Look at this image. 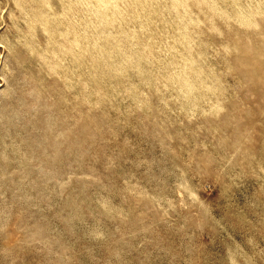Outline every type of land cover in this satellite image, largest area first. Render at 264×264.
Wrapping results in <instances>:
<instances>
[{
  "label": "rangeland",
  "instance_id": "374dc122",
  "mask_svg": "<svg viewBox=\"0 0 264 264\" xmlns=\"http://www.w3.org/2000/svg\"><path fill=\"white\" fill-rule=\"evenodd\" d=\"M19 1L0 0V264H264V22L261 28L248 23L259 0H216L220 16H211L204 0H188L189 10L164 8L148 27L130 20L145 41L155 40L147 60L123 37L120 14L108 25L116 47L83 25L88 12L79 0ZM176 14L201 72L193 62L191 80L183 79L190 90L167 75L168 62L185 61V46L166 45L177 36ZM77 33L83 47L66 55L59 43ZM94 36L105 51L85 49ZM237 36L252 37L254 51L262 52L258 63L247 52L245 65H236ZM51 53L56 66L49 72L42 57Z\"/></svg>",
  "mask_w": 264,
  "mask_h": 264
},
{
  "label": "bare ground",
  "instance_id": "6f19581e",
  "mask_svg": "<svg viewBox=\"0 0 264 264\" xmlns=\"http://www.w3.org/2000/svg\"><path fill=\"white\" fill-rule=\"evenodd\" d=\"M19 1V0H18ZM29 1V0H28ZM32 2H33V0H31ZM30 1V2H31ZM37 1V0H36ZM39 2H44V1H40V0H38ZM69 1V0H68ZM68 1H66V2H68ZM76 1V0H75ZM74 1V2H75ZM167 1V0H166ZM187 1L188 0H170V2L169 3H166L165 2V0H164V2H165V5L163 6V3L162 4H159L158 6H156V3L158 2H156L155 3V6H153L152 5V3H151V0H79V2H83L84 4H85V7H86V10H87V14L88 15H86V17H85V19H84V24L83 25H85L86 27H88V29H90V31L92 30V31H99L98 32V36H99V34L101 33V37H102V40L101 41H104L105 43H110V44H112V43H116V47H118L119 45H120V43L118 42V38H116V36L114 35L115 33L113 32V30H112V28H110L108 25L111 23V22H115L114 21V19L116 18V16H118L117 14H120V16H121V18H122V20H124V22L126 23V24H124L125 26L124 27H122L123 28V30L126 32V33H124L125 35H123V37L124 36H126V34H127V36H129V37H131L132 38V40H133V43L132 44H136L138 47H137V49H138V52L137 51H134L135 53L137 52V54L139 55V54H141L144 58L143 59H145L146 58V60L147 59H150L152 56H153V54H154V49H155V40H153V39H151V40H144L139 34H138V32H137V30H139V28L136 30L135 29V27H130L128 24L129 23H127V22H130V20H135V21H138L137 23L140 25V26H142L143 28H145L149 23H150V17H151V15L152 14H154V15H156L157 17H160V16H162L163 14H164V8H169L170 10H178L180 7H183L185 10H189V4L187 3ZM195 2H197V4L199 5V2L201 1V0H194ZM228 1V0H227ZM230 1V0H229ZM233 1V0H232ZM231 1V2H232ZM21 2H23V1H21ZM31 2V3H32ZM45 2H48V0H45ZM59 2H61V1H59ZM65 2V1H64ZM78 2V3H79ZM161 2V1H160ZM220 2H222V1H220ZM234 2V1H233ZM245 2V1H244ZM247 2V1H246ZM250 2V1H249ZM254 2H255V0H254ZM17 3V2H16ZM16 3H15V5H16ZM19 3H20V1H19ZM30 3V5H32ZM36 3V2H35ZM34 3V4H35ZM49 3V2H48ZM77 3V2H76ZM75 3V4H76ZM154 3V2H153ZM203 3L206 5H208L209 7H208V9L210 10V12H211V16L212 15H222L223 13H222V9H221V7H218L217 6V3H216V0H204L203 1ZM238 3V2H237ZM242 3V2H241ZM21 4V3H20ZM20 4H19V6H20ZM27 4V3H26ZM25 4V5H26ZM60 4V3H59ZM69 4V3H68ZM72 4V3H71ZM80 4V3H79ZM147 4H150V5H152V6H150V7H152L149 11H147ZM193 4V3H192ZM229 4V3H228ZM234 4V3H233ZM246 4V3H245ZM248 4V3H247ZM251 4V3H250ZM254 4V3H253ZM258 4V3H257ZM28 5V4H27ZM39 5V4H38ZM54 5V4H53ZM64 5V4H63ZM70 5V4H69ZM73 5V4H72ZM82 5V4H81ZM224 5V4H223ZM230 5H232V4H230ZM229 5V6H230ZM238 6H239V4H237ZM249 5V4H248ZM248 5H246V6H248ZM17 6V5H16ZM22 6H23V4H22ZM44 6H45V3H44ZM43 6V7H44ZM75 6V5H74ZM77 6V5H76ZM228 5H226L225 6V8L227 7ZM243 6V5H242ZM33 7H34V5H33ZM52 7H54V6H52ZM60 7V6H59ZM68 7V6H67ZM79 7V6H78ZM83 7V6H82ZM85 7H83V8H85ZM224 7V6H223ZM234 7V6H233ZM232 7V8H233ZM236 7V6H235ZM240 7V10H241V6H239ZM255 7H257V9H259L257 12H255L254 13V15H252V20L251 21H249L248 23H251L252 25L254 24L255 26H257L258 28H261L262 26H263V24H261V23H263L264 21H262L261 22V20H264V0H259V7L258 6H256L255 5ZM13 8V7H12ZM20 8V7H19ZM22 8L23 7H21L20 9L22 10ZM29 8V7H28ZM45 8V7H44ZM51 8V7H50ZM66 8V7H65ZM71 8V6L70 7H68L67 8V10H69ZM72 8H74L73 6H72ZM77 10H78V8L77 7H75ZM225 8H224V10H225ZM238 8V7H237ZM253 8V7H252ZM261 8H263L262 10H261ZM24 9V8H23ZM25 9H27V8H25ZM42 9V8H41ZM61 9V8H60ZM235 10H236V8H234ZM250 9V8H249ZM254 9V8H253ZM256 9V10H257ZM15 10V9H14ZM32 10V9H31ZM47 10V9H46ZM49 10H52V8L51 9H49ZM81 10V9H80ZM229 10V9H228ZM233 10V9H232ZM243 10V9H242ZM255 10V9H254ZM30 11V10H29ZM32 11H34V8H33V10ZM44 11V10H43ZM72 11V10H71ZM71 11H68V13L69 12H71ZM75 11V10H74ZM169 11V10H168ZM227 11V10H226ZM230 11H231V9H230ZM245 11V10H244ZM21 12V11H20ZM31 12V11H30ZM35 12V11H34ZM37 12V11H36ZM46 12L47 11H45V13L43 14L44 16H45V14H46ZM58 12H60V11H58ZM62 12H64L63 11V9H62ZM79 12V11H78ZM81 12V11H80ZM198 12V11H197ZM229 12V11H228ZM237 12H238V10H237ZM246 12V11H245ZM247 12H249V10L247 11ZM246 12V13H247ZM252 12V14H253V11H252V9H251V11L249 12V13H251ZM15 13V12H14ZM38 13H40V11L38 12ZM37 13V14H38ZM42 13V12H41ZM50 13V12H49ZM52 13V12H51ZM50 13V14H51ZM65 13H67V12H65ZM72 13V12H71ZM74 13V12H73ZM72 13V14H73ZM176 13V12H175ZM174 13V14H175ZM10 14H11V12H10ZM17 14V13H16ZM20 14V13H19ZM21 14H24V13H22L21 12ZM71 14V15H72ZM75 14H77V13H74V15ZM85 14L86 13H84V16H85ZM170 14H171V11H170ZM230 14V13H229ZM233 14H234V12H233ZM242 14V13H241ZM9 15V14H8ZM25 15V14H24ZM52 15H53V13H52ZM54 15H56L57 16V14H54ZM247 15V14H246ZM246 15H244V12H243V16H246ZM18 16V15H17ZM17 16H16V19H17ZM29 16H31V14L29 15ZM33 16H34V14H33ZM48 16V15H47ZM50 16V15H49ZM65 15H63V17H64ZM67 16V15H66ZM80 16V15H79ZM78 16V17H79ZM175 16H177V14L175 15ZM180 16L182 17V15L180 14ZM238 17L240 16V15H237ZM242 16V15H241ZM250 16V15H249ZM260 17L261 19L259 20V19H257V17ZM11 17V16H10ZM14 16H13V14H12V17L11 18H13ZM58 17H60V16H58ZM57 17V18H58ZM61 17H62V15H61ZM60 17V19H63V18H61ZM73 17V16H72ZM81 18L80 19H82V16H80ZM166 17V16H165ZM165 17H163L164 18V20H166L165 19ZM168 17V16H167ZM180 17V18H181ZM235 17V16H234ZM247 18H248V16H246ZM15 18V17H14ZM25 18V17H24ZM27 18V17H26ZM39 18H40V15H39ZM39 18H37L36 17V19H39ZM41 18H42V15H41ZM45 18V17H44ZM70 18V17H69ZM75 18H77V17H75ZM189 18V17H188ZM212 19H213V17H211ZM228 18V17H227ZM232 17H230V19H231ZM237 18V17H236ZM243 18V17H242ZM247 18H245L246 19V21H247ZM250 18V17H249ZM35 19V17L32 19L31 18V20L33 21ZM47 19V18H46ZM50 19V18H49ZM52 19V18H51ZM54 19V18H53ZM60 19H58V20H60ZM64 19L65 20H67L65 17H64ZM71 19V18H70ZM70 19H68V20H70ZM72 19H74V17L72 18ZM118 19V18H117ZM177 19H179L178 18V16H177ZM197 19V18H196ZM257 19V20H256ZM25 20V19H24ZM30 20V21H31ZM57 20V21H58ZM121 20V19H120ZM158 20V19H157ZM186 20V19H185ZM227 20V19H226ZM244 20V19H243ZM35 21V20H34ZM40 22H41V19L39 20ZM50 21V20H49ZM55 21H56V19H55ZM55 21H53V22H55ZM75 20H73V22H74ZM152 21H153V19H152ZM169 21V20H168ZM167 21V22H168ZM172 21H174V20H172ZM177 21V20H176ZM178 21H180V19L178 20ZM191 21H194L193 19H191ZM228 21V20H227ZM236 21V20H235ZM11 22H13L14 23V20L13 21H11ZM16 22V21H15ZM36 22V21H35ZM43 22V21H42ZM46 22V21H45ZM51 22V21H50ZM52 22V23H53ZM60 22H61V20H60ZM68 22V21H67ZM161 22V21H160ZM170 22H171V20H170ZM169 22V24H171ZM197 22H200L199 20H197ZM237 22V21H236ZM239 22H240V20H239ZM239 22H237V23H239ZM244 23H246L245 21H243ZM19 23H20V21H19ZM27 23V22H26ZM49 23V22H48ZM56 23V22H55ZM54 23V24H55ZM64 24L66 23V22H63ZM77 23V22H76ZM174 23H175V21H174ZM187 23V22H186ZM242 23V22H241ZM240 23V24H241ZM9 24V23H8ZM22 24V23H21ZM29 25H30V23H28ZM27 24V25H28ZM31 24H32V22H31ZM35 23H33L32 25H34ZM41 24V23H40ZM51 24V23H50ZM54 24H52V25H54ZM67 24V23H66ZM73 24V23H72ZM78 24V23H77ZM133 24V23H132ZM160 24V23H159ZM168 24V25H169ZM176 24V23H175ZM23 25V24H22ZM32 25H31V27H32ZM56 25V24H55ZM58 25V24H57ZM59 25H61V23H59ZM58 25V26H59ZM63 25V24H62ZM82 25V24H81ZM80 25V26H81ZM122 25V24H121ZM139 25H137L136 27H138ZM166 25H167V23H166ZM172 25V24H171ZM179 25V26H178ZM177 26V36L176 37H174V41H168V40H166V45L167 46H172L171 48H175V46H174V44L177 42L180 46H179V48L181 47V45L183 46V48H184V46H185V48H186V50H185V53H184V58H185V61H184V63H171V62H168L169 63V67L168 68H166L167 70H168V73H167V75L169 74L170 75V77H171V79L172 78H177V80L178 79H181L180 81H183L184 82V84L186 85V86H188V89L190 90V88H189V86H190V83H188V82H185L186 80H183V79H185V76L186 77H188L187 76V74H190L189 73V70L192 68V64H193V62H194V70L200 75V68L198 67V65L196 64L197 63V60H195L193 57H192V55L188 52L189 51V49L191 50V48L192 47H190V42H189V34H188V32L186 31V29H185V26H184V23L183 22H179V24H178ZM226 25V24H225ZM247 25V24H246ZM16 26V25H15ZM64 26V25H63ZM66 26V25H65ZM68 26V27H67ZM66 27L67 28H69V27H71V26H73V25H71L70 26V23H69V25H67ZM118 26V25H117ZM132 26V25H131ZM139 26V27H140ZM165 26V25H164ZM228 26H229V24H228ZM13 27V26H12ZM39 27V26H38ZM46 27V26H45ZM50 27V26H49ZM53 27V26H52ZM65 27V28H66ZM79 27V26H78ZM83 27V26H82ZM148 27V26H147ZM157 27V26H156ZM172 27H173V25H172ZM172 27H171V29H172ZM7 28V27H6ZM18 28V27H17ZM21 28V27H20ZM33 28V27H32ZM41 28V27H40ZM48 28V27H47ZM73 28V27H72ZM80 28V27H79ZM119 28V27H118ZM141 28V27H140ZM158 28V27H157ZM174 28V27H173ZM9 29V28H8ZM15 29V28H14ZM55 29V28H54ZM58 29V28H57ZM70 29V28H69ZM75 29V27L73 28V30ZM77 29V28H76ZM81 29V28H80ZM80 29H79V32H80ZM85 29V28H84ZM87 29V30H88ZM149 29V28H148ZM159 29V28H158ZM160 29H161V25H160ZM165 29V28H164ZM17 30V29H16ZM34 30V28L31 30V31H33ZM61 30V29H60ZM72 30V31H73ZM118 30V29H117ZM142 30V29H141ZM145 30V32H146V29H144ZM173 30V29H172ZM175 30V29H174ZM15 31V30H14ZM18 31V30H17ZM22 31H23V29H22ZM30 31V30H29ZM30 31V32H31ZM42 31H43V29H42ZM50 31V30H49ZM62 31V33H63V31L64 30H61ZM70 31V30H69ZM75 31V30H74ZM162 31V30H161ZM163 31H165V30H163ZM166 31H168V30H166ZM25 32V31H24ZM51 32V31H50ZM54 32V31H53ZM53 32H51V33H53ZM87 32V31H86ZM116 32H119V31H116ZM120 32H122V29H121V31ZM152 32H153V30H152ZM171 32V31H170ZM169 32V33H170ZM5 33H6V31H5ZM12 33H14V32H12ZM59 33V32H58ZM57 33V34H58ZM89 33V32H88ZM92 33H94L95 34V32H92ZM141 33V32H140ZM7 34V33H6ZM31 34V33H30ZM30 34H28V35H30ZM33 34V33H32ZM73 34H74V32H73ZM87 34V33H86ZM121 34V33H120ZM144 34V33H143ZM155 34V33H154ZM5 35V34H4ZM9 35V34H8ZM7 35V36H8ZM23 35H25L24 33H23ZM56 35V34H55ZM54 35V36H55ZM65 35V34H64ZM97 35V34H96ZM116 35H117V33H116ZM172 35H174V33L172 34ZM261 35V34H260ZM262 35H263V33H262ZM1 36H2V34H1ZM33 37H35V35H32ZM49 36H52L51 34L49 35ZM53 36V37H54ZM88 36V35H87ZM93 36V35H92ZM118 36H121V35H119L118 34ZM117 36V37H118ZM144 36H145V34H144ZM160 36H162V35H160ZM164 36V35H163ZM167 36V34H165V37ZM257 35L255 34V37H256ZM3 37V36H2ZM49 38L48 36H47V39L49 38V39H54V38ZM58 37V36H57ZM122 37V38H123ZM146 37V36H145ZM6 38V37H5ZM18 38V37H17ZM27 38V37H26ZM26 38H25V40H26ZM46 38V37H45ZM59 38V37H58ZM83 38V37H82ZM89 38V37H88ZM122 38H120V40L122 39ZM168 38V37H167ZM242 38L244 39V41H242ZM251 38L252 37H242V36H237L235 39H234V43H233V50H234V53H236V56H235V60H236V65L239 63L240 65H245V62H244V60H243V55L244 54H246L247 52L249 53V52H252L251 53V58L256 62V63H258L257 61V59H258V55H261L262 54V52H260V53H258V52H256L257 50H255L254 51V45H252V40H251ZM4 39V38H3ZM19 39V38H18ZM24 39V38H23ZM30 39V38H29ZM48 39V41L50 42V40ZM56 39V38H55ZM61 39V38H60ZM59 39V40H60ZM86 39H87V37H86ZM148 39H150V38H148ZM164 39H166V38H164ZM163 39V40H164ZM8 40H9V36H8V39H7V42H8ZM11 40V39H10ZM20 40V39H19ZM18 40V41H19ZM62 40V39H61ZM127 40H129V39H127ZM263 41H264V39H262ZM12 41V40H11ZM16 41V40H15ZM21 41H22V39H21ZM20 41V42H21ZM43 41V40H42ZM47 41V42H48ZM85 41V40H84ZM101 41H100V39L99 38H97V36H94V37H92V40H88V42L86 43V50L88 51H92V50H95V49H98V52H99V49L100 48H102V43H101ZM122 41V40H121ZM123 41H124V39H123ZM126 41V40H125ZM124 41V42H125ZM159 41V44H160V40H158ZM6 42V41H5ZM4 42V43H5ZM28 42V41H27ZM34 42V41H33ZM32 42V43H33ZM46 42V41H45ZM48 42V43H49ZM82 41H81V39H80V33H77V34H75V35H73V36H71V35H69V34H66L65 36H64V38H63V40L59 43V46H58V44H57V46L58 47H60L59 49L61 50V51H65V54H66V52H68V53H72V54H75V51L77 52V50H75V46L76 45H81V48L83 47V45H82V43H81ZM86 42V41H85ZM84 42V43H85ZM197 42H198V40H197ZM200 42V41H199ZM1 43V42H0ZM13 43V42H12ZM109 43H108V45H109ZM123 43V42H122ZM127 43H128V41H127ZM10 44V43H9ZM15 44V43H14ZM13 44V45H14ZM26 44V43H25ZM54 44V43H53ZM126 44V43H125ZM129 44H131V43H129ZM243 44L244 45H246V47H248L249 49L248 50H246V51H243L242 50V46H243ZM28 45V44H27ZM48 45V44H47ZM52 45V44H51ZM112 45H114V44H112ZM111 45V46H112ZM123 45V44H122ZM164 45V44H163ZM163 45H161V46H163ZM176 45V44H175ZM20 46H22V45H20ZM49 46V45H48ZM53 46V45H52ZM56 46V45H55ZM110 46V45H109ZM121 46V45H120ZM133 47H134V45H132ZM158 46V45H157ZM11 47V46H10ZM15 47V46H14ZM23 47H24V45H23ZM26 47V46H25ZM31 47V46H30ZM33 47V46H32ZM51 47V46H50ZM113 47V46H112ZM6 48H7V46H6ZM38 48V47H37ZM40 48V47H39ZM54 49H55V47H53ZM80 48V49H81ZM105 48H106V45H105ZM126 48H127V45H126ZM130 48V47H129ZM132 48V47H131ZM136 48V47H135ZM157 48H159V47H157ZM163 48V47H162ZM184 48V49H185ZM11 49V48H10ZM13 49V48H12ZM25 49V48H24ZM41 49V48H40ZM79 49V48H78ZM84 49V48H83ZM102 49H104V47L102 48ZM109 49H110V47H109ZM114 49H116V48H114ZM122 49V48H121ZM120 49V52L122 51ZM170 49V48H169ZM168 49V50H169ZM177 49H178V47H177ZM181 49V48H180ZM184 49H183V51H184ZM27 50V49H26ZM25 50V51H26ZM49 50H51V48L49 49ZM82 50V49H81ZM86 50H84V51H86ZM131 50H134V48L133 49H131ZM172 50V49H171ZM170 50V51H171ZM8 51V50H7ZM24 51V52H25ZM28 51H29V48H28ZM44 51H45V49H44ZM55 51V50H54ZM97 50H95V52H96ZM103 51H105V49L103 50ZM170 51H168V52H170ZM175 50H173V52H174ZM9 52V51H8ZM30 52H31V50H30ZM29 52V53H30ZM51 52H53V49H52V51ZM82 52V51H81ZM95 52H93V53H95ZM108 52H109V50H108ZM107 52V53H108ZM127 52V51H126ZM130 52H132V51H130ZM167 52V51H166ZM28 53V54H29ZM43 53V52H42ZM45 53H47V52H45ZM48 53H50V52H48ZM55 53H56V51H55ZM55 53H51L50 54V56H43L42 57V59H45V60H47V65H48V67H47V69L49 70V72H50V70H51V72H52V70L53 69H55V66H56V61H55V56H56V54ZM58 53H59V51H58ZM86 53V52H85ZM105 53V52H104ZM107 53H105V54H107ZM110 53H111V51H110ZM110 53H108L109 54V59H110ZM125 53V52H124ZM128 53V52H127ZM162 53V52H161ZM164 53V52H163ZM178 53V52H177ZM181 53V52H180ZM31 54H33V53H31ZM62 54V53H61ZM77 54V53H76ZM82 54V53H81ZM89 54V53H88ZM92 54V53H91ZM101 54H102V52H101ZM121 54H123V53H121ZM165 54V53H164ZM168 54V53H167ZM170 54H172V53H170ZM179 54V53H178ZM182 54V53H181ZM10 55V54H9ZM67 55V54H66ZM71 55V54H70ZM96 55H98V54H96ZM95 55V56H96ZM117 55V54H116ZM130 55H132V54H130ZM134 55V54H133ZM173 55V54H172ZM177 55V54H176ZM199 55V54H198ZM29 56H31L30 54H29ZM35 56H36V54H35ZM65 56V55H64ZM69 56V55H68ZM72 56V55H71ZM74 56H76V55H74ZM82 56L83 57H85L84 55H81L80 57L82 58ZM102 56H103V54H102ZM102 56L100 57V58H102ZM112 56H114V55H112ZM111 56V57H112ZM127 56V55H126ZM135 56V55H134ZM160 56V55H159ZM162 56V55H161ZM178 56V55H177ZM180 56V55H179ZM58 57H60V56H58ZM62 57V56H61ZM61 57L59 58V59H61ZM77 57V56H76ZM76 57H73L74 59L76 58ZM90 57V56H89ZM92 57V56H91ZM104 57V56H103ZM115 57V56H114ZM117 57V56H116ZM124 57V56H123ZM154 57H155V55H154ZM165 57V56H164ZM169 57V56H168ZM39 58V57H38ZM66 58V57H65ZM108 58V57H107ZM107 58H104L105 60H104V62L106 61V59ZM117 58H119V57H117ZM157 58V57H156ZM177 58V57H176ZM182 58V57H181ZM12 59V58H11ZM22 59V58H21ZM31 59V58H30ZM71 59V58H70ZM70 59H68V60H70ZM109 59H107V60H109ZM114 59V58H113ZM131 59H132V57H131ZM134 59H135V57H134ZM141 59V58H140ZM155 59V58H154ZM158 59H162V58H158ZM157 59V60H158ZM165 59V58H164ZM173 59V58H172ZM171 59V60H172ZM178 59V58H177ZM180 59V58H179ZM33 60H34V58H33ZM38 60V59H37ZM76 60V59H75ZM82 59H80V61H81ZM88 60V59H87ZM92 60L94 61V60H96V58L94 59V57L92 58ZM125 60H127V59H125ZM156 60V59H155ZM170 60V59H169ZM183 60V59H182ZM181 60V61H182ZM44 61V60H43ZM65 61V60H64ZM63 61V62H64ZM74 61V60H73ZM79 60L77 59V62H78ZM79 61V62H80ZM83 62H84V58H83V60H82ZM85 61H86V58H85ZM91 61V60H90ZM97 61V60H96ZM95 61V62H96ZM101 61H102V59H101ZM100 61V62H101ZM113 61V60H112ZM122 61V60H121ZM137 61H138V57H137ZM202 61H203V59H202ZM206 61V60H205ZM6 62V61H5ZM23 62V61H22ZM45 62V61H44ZM60 62V61H59ZM68 62V61H67ZM76 62V63H77ZM78 62V63H79ZM94 62V63H95ZM114 63L116 62V60L115 61H113ZM118 62V61H117ZM116 62V63H117ZM133 62V61H132ZM152 62V61H151ZM209 62V61H208ZM17 63V62H16ZM37 63V62H36ZM75 63V62H74ZM93 63V62H92ZM102 63H103V61H102ZM106 63V62H105ZM111 63V62H110ZM114 63L112 64V65H114ZM126 63H128V62H126ZM137 63V62H136ZM144 63H146V62H144ZM204 63V62H203ZM202 63V64H203ZM29 64V63H28ZM43 64V63H42ZM45 64V63H44ZM43 64V65H44ZM64 64V63H63ZM70 64V63H69ZM72 64H73V62H72ZM81 64V63H80ZM79 64V65H80ZM84 64V63H83ZM82 64V65H83ZM91 63L89 62V65H90ZM97 64H98V62H97ZM118 64H119V62H118ZM117 64V65H118ZM205 64V63H204ZM204 64H203V66H204ZM17 65V64H16ZM21 65H22V63H21ZM38 65H39V63H38ZM78 65V66H79ZM94 65H96V64H94ZM105 65V64H104ZM108 65V64H107ZM106 65V66H107ZM123 65V64H122ZM129 65V64H128ZM132 65V64H131ZM140 65V64H139ZM148 65V64H147ZM153 65V64H152ZM208 65V64H207ZM23 66V65H22ZM40 67H42L41 65H39ZM60 66H61V64H60ZM67 66V65H66ZM75 66V65H74ZM101 66V65H100ZM110 66V65H109ZM109 66H107L106 68H108ZM119 66H120V64H119ZM119 66H118V68H116V69H118L119 70ZM154 66V65H153ZM167 66V65H166ZM25 67V66H24ZM61 67H63V65L61 66ZM70 67V66H69ZM69 67H67L68 69H69ZM82 67V66H81ZM88 67V66H87ZM112 67V66H111ZM110 67V68H111ZM114 67V66H113ZM125 67V66H124ZM129 67V66H128ZM144 67V66H143ZM146 67V66H145ZM202 67V66H201ZM31 68H33V67H31ZM60 68V67H59ZM66 68V67H65ZM92 68V67H91ZM93 68H96V67H93ZM97 68H100L99 66L97 67ZM96 68V69H97ZM106 68H104V69H106ZM121 68V67H120ZM126 68V67H125ZM130 68H131V66H130ZM139 69H140V66L138 67ZM3 69V68H2ZM64 69V68H63ZM62 69V70H63ZM67 69V70H68ZM78 69V68H77ZM80 69V68H79ZM88 69V68H87ZM101 69V68H100ZM122 69V68H121ZM43 70V69H42ZM72 70V69H71ZM83 70H85V68L83 69ZM90 70V69H89ZM126 71H127V69H125ZM141 70V69H140ZM144 70V69H143ZM46 71V70H45ZM54 71V70H53ZM59 71V70H58ZM64 71V70H63ZM74 72H76L75 70H73ZM86 71V70H85ZM92 71V70H91ZM90 71V72H91ZM105 71V70H104ZM103 71V72H104ZM116 71V73H117V70H115ZM24 72V71H23ZM22 72V73H23ZM61 72V71H60ZM72 72V71H71ZM108 72V71H107ZM111 72V71H110ZM114 72V71H113ZM112 72V73H113ZM144 72V71H143ZM162 72H163V70H162ZM245 72H247V70H245ZM37 73V72H36ZM45 73H47V72H45ZM55 73H57L56 71H55ZM77 73H79V72H77ZM82 73V72H81ZM85 73V72H84ZM118 73H120V72H118ZM117 73V74H118ZM145 73V72H144ZM206 73V72H205ZM207 73H209V72H207ZM206 73V74H207ZM211 74H213V72H210ZM62 74H64V73H62ZM87 74V73H86ZM85 74V75H86ZM121 74H122V72H121ZM196 74V73H195ZM30 75V74H29ZM46 75V74H45ZM48 75V74H47ZM91 75V74H90ZM104 75V74H103ZM115 75V77H116V74H114ZM114 75H113V77H114ZM126 75V74H125ZM139 75H140V72H139ZM143 75V74H142ZM146 75V74H145ZM155 75V74H154ZM166 75V74H165ZM49 76V75H48ZM62 76V75H61ZM73 76V75H72ZM92 76H93V74H92ZM112 76V75H111ZM110 76V77H111ZM120 76H122V75H120ZM149 76V75H148ZM161 76H162V74H161ZM196 76V75H195ZM43 77V76H42ZM42 77H41V79H42ZM58 77H59V75H58ZM74 77V76H73ZM89 77V76H88ZM94 77H96V79H97V76H94ZM93 77V78H94ZM99 77H101V76H99ZM104 77V76H103ZM114 77V78H115ZM124 77V75L122 76V78ZM163 78H164V76H162ZM169 77V78H170ZM204 77H205V74H204ZM71 78V77H70ZM77 78V77H76ZM86 78V77H85ZM91 78V77H90ZM106 78V77H105ZM119 79H120V77H118ZM117 78V79H118ZM126 78V77H125ZM167 79H168V77H166ZM191 78H192V76H190V78L188 77V79H190L191 80ZM196 78V77H195ZM202 78V77H201ZM73 79V78H72ZM71 79V80H72ZM78 79V78H77ZM96 79H94V80H96ZM100 79V78H99ZM124 79V78H123ZM166 79V80H167ZM187 79V80H188ZM197 79V78H196ZM69 80V79H68ZM79 80V79H78ZM81 80V79H80ZM91 80V79H90ZM102 80H103V78H102ZM112 80V79H111ZM140 80V79H139ZM146 80H147V76H146ZM168 80H170V79H168ZM174 80V79H173ZM202 80V79H201ZM208 80V79H207ZM66 81V80H65ZM77 81V80H76ZM93 81V80H92ZM91 81V82H92ZM100 81V80H99ZM99 81H98V83H99ZM171 81V80H170ZM170 81L168 82V84L170 83ZM179 81V82H180ZM195 81L197 82V80H195L194 79V81H193V83H195ZM75 82V81H74ZM78 82V81H77ZM81 82V81H80ZM96 82V81H95ZM107 82V81H106ZM112 82H114V80L112 81ZM116 82V81H115ZM114 82V83H115ZM118 82V81H117ZM121 82V81H120ZM141 82V81H140ZM147 82V81H146ZM212 82V81H211ZM69 82H67V84H68ZM79 83V82H78ZM139 83V82H138ZM145 83V82H144ZM192 83V82H191ZM206 83V82H205ZM210 83V82H209ZM213 83V82H212ZM66 84V83H65ZM76 84V83H75ZM86 84V83H85ZM92 84V83H91ZM141 84V83H140ZM173 84V83H172ZM177 84V83H176ZM179 84V83H178ZM178 84L177 85H175V86H178ZM181 84V83H180ZM204 84V83H203ZM211 84V83H210ZM69 85V84H68ZM77 85V84H76ZM80 85V84H79ZM79 85H78V87H79ZM87 85V84H86ZM103 85V84H102ZM106 86L107 85H109V83L108 84H105ZM171 85V84H170ZM195 85V84H194ZM207 85H208V82H207ZM42 86V85H41ZM71 86V85H70ZM105 86V87H106ZM112 86H114V85H112ZM138 86V85H137ZM140 86V85H139ZM173 86H174V84H173ZM181 86V85H180ZM211 86H212V84H211ZM69 87V86H68ZM81 87V86H80ZM91 87H92V85H91ZM94 87H95V85H94ZM104 87V86H103ZM104 87V88H105ZM148 87V86H147ZM191 87V86H190ZM193 87V86H192ZM197 87V86H196ZM204 87H207V86H205L204 85ZM76 88V87H75ZM82 88V87H81ZM90 88V87H89ZM110 88H112V87H110ZM114 88H116V87H114ZM185 88V87H184ZM200 88H203V87H200ZM208 88V87H207ZM206 88V89H207ZM209 88H211V87H209ZM118 89V88H117ZM117 89H116V91H117ZM120 89V88H119ZM131 89V88H130ZM129 89V90H130ZM177 89V88H176ZM180 89V88H179ZM194 89H195V87H194ZM193 89V90H194ZM197 89V88H196ZM199 89V88H198ZM198 89H197V92H198ZM38 90V89H37ZM64 90V89H63ZM79 90V89H78ZM91 90H93V88L91 89ZM113 90V89H112ZM132 90H133V88H132ZM140 90V89H139ZM84 91V90H83ZM94 91V90H93ZM104 91V90H103ZM102 90H98L97 91V94L99 95V97L98 98H101L102 96L101 95H103V97H105V93L103 92ZM192 91V90H191ZM195 92H196V90H194ZM88 92V91H87ZM105 92H106V90H105ZM122 92V91H121ZM134 92V91H133ZM138 92V91H137ZM181 92V91H180ZM187 92V91H186ZM196 92V93H197ZM202 92V91H201ZM204 92H205V90H204ZM210 92V91H209ZM76 93V92H75ZM74 93V94H75ZM79 93V92H78ZM91 93V92H90ZM131 93V92H130ZM182 93V95L184 96V94H183V91L181 92ZM189 94H191L190 92H188ZM193 93V92H192ZM207 93V92H206ZM64 94V93H63ZM85 94H86V92H85ZM118 95H119V92L117 93ZM123 94V93H122ZM186 94V93H185ZM202 94V93H201ZM57 95V94H56ZM78 95V94H77ZM76 95V96H77ZM81 95V94H80ZM118 95H117V97H118ZM124 95V94H123ZM132 95H135V94H132ZM88 96H89V94H88ZM88 96H86V97H88ZM186 96V95H185ZM191 95H187V97H190ZM201 96V95H200ZM207 96V95H206ZM205 96V97H206ZM113 97V96H112ZM111 97V98H112ZM127 97V96H126ZM131 97V96H130ZM129 97V98H130ZM84 98V97H83ZM94 98V97H93ZM92 98V99H93ZM84 99H86V98H84ZM91 99V98H90ZM119 99V98H118ZM99 100V99H98ZM65 101V100H64ZM88 101V100H87ZM90 101V100H89ZM91 101H93V100H91ZM188 101H189V99L187 100V103H188ZM94 102V101H93ZM115 102V101H114ZM184 102V101H183ZM191 102V101H190ZM197 103V102H196Z\"/></svg>",
  "mask_w": 264,
  "mask_h": 264
}]
</instances>
